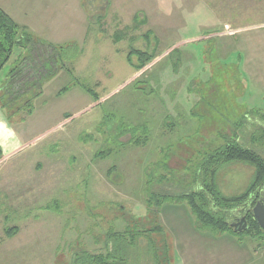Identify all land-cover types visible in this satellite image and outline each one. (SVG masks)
<instances>
[{
	"label": "rangeland",
	"instance_id": "rangeland-1",
	"mask_svg": "<svg viewBox=\"0 0 264 264\" xmlns=\"http://www.w3.org/2000/svg\"><path fill=\"white\" fill-rule=\"evenodd\" d=\"M0 6L36 37L82 49L46 80L31 115L4 107L30 135L60 125L0 165V264H78L83 252H105L111 230L156 226L160 214L147 208L151 194L183 192L196 150L219 141L244 111L264 115V0H0ZM20 62L17 51L1 81ZM6 99L0 93L2 105ZM258 127L244 126L241 141L264 154ZM253 174L235 163L218 181L235 195ZM16 226L20 232L7 238ZM143 242L127 253L129 264H173L167 231ZM247 242L253 264H264V243Z\"/></svg>",
	"mask_w": 264,
	"mask_h": 264
},
{
	"label": "trees",
	"instance_id": "trees-1",
	"mask_svg": "<svg viewBox=\"0 0 264 264\" xmlns=\"http://www.w3.org/2000/svg\"><path fill=\"white\" fill-rule=\"evenodd\" d=\"M144 21L141 20V22ZM121 37L123 38L117 33V42L122 39ZM17 51H19L18 58L21 62L10 70L7 82L0 85L4 96L7 97V103H3L2 106L17 113L26 111L31 115L35 108L34 100L43 93L46 80L55 75L60 62L74 61L80 56L82 49L78 43L58 46L36 37L28 27L20 25L0 6V72ZM137 52L141 53V51ZM134 53L132 51L131 54ZM144 55L146 54L142 52L139 56ZM128 61L131 62V55ZM143 66L140 63L138 70H141ZM197 118L202 120L204 116L199 115ZM263 122L264 115L261 111L255 112L251 109L244 111L238 119L232 122V125L229 124L228 132H219V141L213 140L209 148L203 147L196 150L198 152L195 153V159L188 160L185 169L191 173V182L187 187L184 186L183 192L177 195L164 189L165 194L162 190L161 193L154 192L147 202L149 212L157 217L163 205L183 202L188 206L199 231L216 236L229 234L241 243L254 240L258 246H263L264 229L259 226L253 208L258 202L264 204V154L250 147L243 140L241 141L242 129L251 123L253 126H259L256 142L264 147ZM188 138L192 137L188 136L186 139ZM164 148H162L163 151ZM169 157L167 153L165 160L168 161ZM1 159L2 150L0 148ZM235 163L252 167L254 169L253 178L245 191L235 195H226L220 187L218 177L221 170ZM47 209L56 210L57 207L50 206ZM242 218L246 219L248 228L238 231L232 225ZM17 232V226L7 230V233L11 235ZM152 233L164 234V226L159 221L156 226L149 229L141 225L130 226L128 223L125 230H111L107 235L105 252H83L84 254L77 257L80 260L78 264H129L127 255L132 256L131 250L143 247L145 235L149 236Z\"/></svg>",
	"mask_w": 264,
	"mask_h": 264
},
{
	"label": "crops",
	"instance_id": "crops-1",
	"mask_svg": "<svg viewBox=\"0 0 264 264\" xmlns=\"http://www.w3.org/2000/svg\"><path fill=\"white\" fill-rule=\"evenodd\" d=\"M7 80L8 76L4 81L0 79V85H4ZM1 86L0 93H3ZM18 116L22 119L20 114ZM59 125H54L52 128ZM52 128L39 131L34 135L18 130L0 103V148L2 150L0 165L30 146L32 147ZM160 221L172 240L175 253L173 264H253L255 262L254 248L247 241L241 243L233 235L216 236L199 231L185 204L167 203L163 205ZM19 232L18 227L16 234H9L6 237L12 238Z\"/></svg>",
	"mask_w": 264,
	"mask_h": 264
},
{
	"label": "water",
	"instance_id": "water-1",
	"mask_svg": "<svg viewBox=\"0 0 264 264\" xmlns=\"http://www.w3.org/2000/svg\"><path fill=\"white\" fill-rule=\"evenodd\" d=\"M253 213L259 226L264 229V204L258 202L253 208ZM232 226L238 231H243L248 228V223L245 218H242L240 222L234 223Z\"/></svg>",
	"mask_w": 264,
	"mask_h": 264
},
{
	"label": "flooded vegetation",
	"instance_id": "flooded-vegetation-1",
	"mask_svg": "<svg viewBox=\"0 0 264 264\" xmlns=\"http://www.w3.org/2000/svg\"><path fill=\"white\" fill-rule=\"evenodd\" d=\"M240 220H241V219H240ZM240 220L236 221L235 223L240 222Z\"/></svg>",
	"mask_w": 264,
	"mask_h": 264
}]
</instances>
